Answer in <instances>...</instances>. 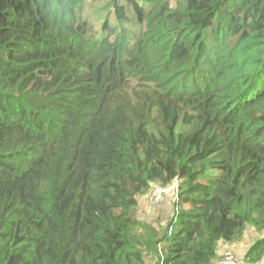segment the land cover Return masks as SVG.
<instances>
[{
    "label": "trees",
    "instance_id": "trees-1",
    "mask_svg": "<svg viewBox=\"0 0 264 264\" xmlns=\"http://www.w3.org/2000/svg\"><path fill=\"white\" fill-rule=\"evenodd\" d=\"M173 186L159 236L136 210ZM249 229L264 0H0V264H214Z\"/></svg>",
    "mask_w": 264,
    "mask_h": 264
},
{
    "label": "rangeland",
    "instance_id": "rangeland-1",
    "mask_svg": "<svg viewBox=\"0 0 264 264\" xmlns=\"http://www.w3.org/2000/svg\"><path fill=\"white\" fill-rule=\"evenodd\" d=\"M158 189L160 188L152 187L151 190L145 194V197L140 199L139 210L141 212L139 213L137 208L136 216L141 217L143 222L149 221L150 223L155 224L156 228L158 229L157 234L160 236L164 232L165 227L171 217L174 202L173 198H176V191L173 189V187L167 190L160 189L162 193L155 200L154 197ZM247 232L248 233L245 236L244 241L241 243H236L233 245L220 244L219 259L224 261L226 253H228L233 257V260L240 262L244 252L247 249V246H249L255 239L264 236V232L256 233L252 229H249V231L247 230ZM219 259H217V262ZM146 261L148 262L145 264H155L156 258L152 254L147 256Z\"/></svg>",
    "mask_w": 264,
    "mask_h": 264
},
{
    "label": "built area",
    "instance_id": "built-area-1",
    "mask_svg": "<svg viewBox=\"0 0 264 264\" xmlns=\"http://www.w3.org/2000/svg\"><path fill=\"white\" fill-rule=\"evenodd\" d=\"M175 186H176V185H175ZM175 186H173V189H175V191H176ZM161 193H162V191H161L160 189H158V190L156 191V195H155L154 199L156 200L157 197H158ZM176 193H177V191H176ZM176 193H175V194H176ZM233 261H234V260H233V257H232L230 254L226 253L225 260H224V261H223V260H220V261L218 262V264H232Z\"/></svg>",
    "mask_w": 264,
    "mask_h": 264
},
{
    "label": "clouds",
    "instance_id": "clouds-1",
    "mask_svg": "<svg viewBox=\"0 0 264 264\" xmlns=\"http://www.w3.org/2000/svg\"><path fill=\"white\" fill-rule=\"evenodd\" d=\"M218 259H219V258H218ZM220 260H221V259H219L218 262H219ZM218 262H217V264H218Z\"/></svg>",
    "mask_w": 264,
    "mask_h": 264
}]
</instances>
